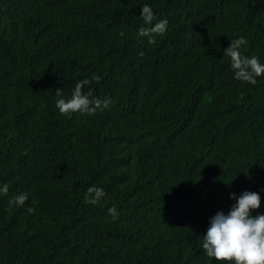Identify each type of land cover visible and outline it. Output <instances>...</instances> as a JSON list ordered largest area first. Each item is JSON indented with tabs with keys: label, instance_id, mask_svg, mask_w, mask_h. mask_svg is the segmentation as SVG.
I'll return each mask as SVG.
<instances>
[{
	"label": "trees",
	"instance_id": "16d2710c",
	"mask_svg": "<svg viewBox=\"0 0 264 264\" xmlns=\"http://www.w3.org/2000/svg\"><path fill=\"white\" fill-rule=\"evenodd\" d=\"M241 36L264 65V0H0V264H228L211 218L245 191L264 215V74L224 54ZM85 79L110 106L61 114Z\"/></svg>",
	"mask_w": 264,
	"mask_h": 264
},
{
	"label": "clouds",
	"instance_id": "9594fccd",
	"mask_svg": "<svg viewBox=\"0 0 264 264\" xmlns=\"http://www.w3.org/2000/svg\"><path fill=\"white\" fill-rule=\"evenodd\" d=\"M140 15L145 24H151L154 19L152 8L145 4L142 6ZM168 28V21L162 20L155 23L151 28H140L139 36H147L150 44L155 43L156 35H164ZM123 35V33H121ZM247 45V40L241 36L231 40L230 46L224 50V54L230 58L231 68L235 79L249 84H256V77L264 74V65H261L258 58L242 55V46ZM143 53H141L142 55ZM101 77L96 75L92 80L99 83ZM90 83L85 79L76 84L71 97L65 99L61 90L57 89L59 99L56 108L63 115L81 113L93 115L97 110L107 109L112 103L111 100L90 99L91 92L84 94L82 89ZM4 194L8 192V186L0 189ZM105 195L103 188L89 187L85 196V203L96 204ZM231 198L236 203L225 214L218 211L210 220V226L203 235L202 248L207 257L215 258L219 262L228 264H264V215L253 216L252 212L260 207V196L255 192L245 191L239 198L235 193ZM28 200L27 193H21L10 200L18 207L23 206ZM27 211L31 214L34 207ZM109 215L117 219L119 213L115 206L108 209Z\"/></svg>",
	"mask_w": 264,
	"mask_h": 264
}]
</instances>
